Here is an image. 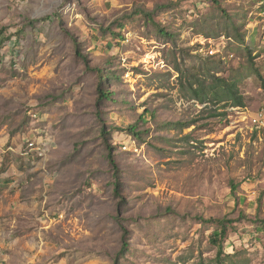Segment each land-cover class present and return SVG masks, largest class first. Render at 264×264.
<instances>
[{
	"label": "rangeland",
	"instance_id": "rangeland-1",
	"mask_svg": "<svg viewBox=\"0 0 264 264\" xmlns=\"http://www.w3.org/2000/svg\"><path fill=\"white\" fill-rule=\"evenodd\" d=\"M201 1L0 0V264H115L121 225L117 264H218L199 216L234 219L225 264H264V0Z\"/></svg>",
	"mask_w": 264,
	"mask_h": 264
},
{
	"label": "trees",
	"instance_id": "trees-1",
	"mask_svg": "<svg viewBox=\"0 0 264 264\" xmlns=\"http://www.w3.org/2000/svg\"><path fill=\"white\" fill-rule=\"evenodd\" d=\"M213 3L215 4H218V1L217 0H211ZM201 2H204L206 3V1L202 0ZM163 8H165L164 10H168V8L166 9V6L164 5ZM163 10V11H164ZM222 13H225L224 11H222ZM149 15V14H148ZM50 18V16H48ZM159 32L161 34H164V35H168L167 31H165L163 28H159L158 29ZM0 34H1V31H0ZM3 37L0 38V45L2 44L3 42ZM98 71L100 72V79L98 81V100H97V103L100 104V102L103 100V99H107L110 97V91L105 89L103 87V79H106V75H104L102 73V69H98ZM221 82H224L222 79H220ZM233 86L231 84H227V85H223V89L225 88L226 92H229L230 90L233 91ZM232 88V89H231ZM237 90V89H235ZM236 92V91H234ZM238 103L241 104V101H238ZM128 129V132H130L131 134H135V135H139L138 131L136 130V124H131L127 127ZM102 133L103 134H106L107 131L105 129L102 128ZM107 159H108V162L112 168V171H113V174L115 176V181H114V189L115 191L118 193V188H119V168H118V165L114 159V156L112 154V151H111V146L107 145ZM235 188H236V185L235 184H231V190L232 192L235 191ZM116 193V194H117ZM201 222H209V223H213L215 224L216 228L215 230L210 234V242L216 247V255H215V260L217 261L218 264H225L223 262V258L224 255L223 252H224V248H223V243L227 237V228L230 224H232V222L234 221V219H231V218H227V217H208V218H204L202 216H199L198 217ZM255 221H258L259 222V225L263 231V244H264V219H260V220H255ZM121 229H122V243H121V247H120V250L117 254V256L115 257L114 259V262L115 264H117V261H118V257L119 255H121L125 250H127L128 248V240H127V236H128V229L126 227H124L123 225H121Z\"/></svg>",
	"mask_w": 264,
	"mask_h": 264
},
{
	"label": "built area",
	"instance_id": "built-area-1",
	"mask_svg": "<svg viewBox=\"0 0 264 264\" xmlns=\"http://www.w3.org/2000/svg\"><path fill=\"white\" fill-rule=\"evenodd\" d=\"M264 38V37H263ZM210 54L215 52L213 49L209 50ZM251 122L252 125L256 128H262L264 126V110L260 109L256 111L253 115H251ZM48 148V140L46 142L45 138L43 137H32L26 139L24 144L22 145H13L9 144L7 146V150L14 151L18 153L20 156L29 159L34 157H44L46 155Z\"/></svg>",
	"mask_w": 264,
	"mask_h": 264
},
{
	"label": "crops",
	"instance_id": "crops-1",
	"mask_svg": "<svg viewBox=\"0 0 264 264\" xmlns=\"http://www.w3.org/2000/svg\"><path fill=\"white\" fill-rule=\"evenodd\" d=\"M26 159V158H25ZM33 168H29L28 170L26 169V172L27 173H32L33 171ZM15 174V176H14V181L13 182H11L10 184H11V186H15V184L17 183V181H19V179H20V182L24 179V181H23V183H22V185H23V188H25V189H27L26 190V192L24 193V195L25 196H23V197H25L28 201H30V204H31V207H34V208H37L38 207V205L40 204V200L38 199L37 201H36V198H37V194H36V192L37 191H35V190H33V188H34V185L32 184V178L31 177H28L27 178V176L26 175H24V173L23 172H16V173H14ZM24 175V177L25 178H20V176H23ZM30 182H31V185H29L30 184ZM9 184V185H10ZM19 189H16L13 193V195L12 194H9V188H5L4 190H3V197H4V199H8V200H13V203H18L19 202V200H20V198H19V194H20V191H18ZM24 192V191H23ZM35 204V205H34ZM14 205V204H13ZM37 210V209H36ZM4 219H6V217H2V216H0V224L1 223H3V222H5V220Z\"/></svg>",
	"mask_w": 264,
	"mask_h": 264
}]
</instances>
